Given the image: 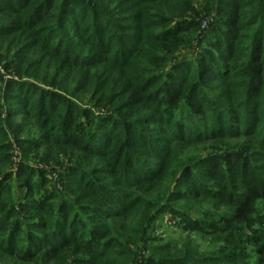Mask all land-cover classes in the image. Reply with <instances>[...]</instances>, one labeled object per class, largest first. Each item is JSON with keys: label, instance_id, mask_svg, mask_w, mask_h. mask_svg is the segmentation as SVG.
Returning <instances> with one entry per match:
<instances>
[{"label": "rangeland", "instance_id": "obj_1", "mask_svg": "<svg viewBox=\"0 0 264 264\" xmlns=\"http://www.w3.org/2000/svg\"><path fill=\"white\" fill-rule=\"evenodd\" d=\"M82 1L73 0L74 4H81L79 10L88 11L81 19H76L77 28L65 31L62 40L57 36L62 34L63 26L53 30L56 25L55 18L50 15L54 11L51 9L53 0L15 1L17 5L12 9H6V0H0V188L4 187L0 195L21 220L22 231L15 233L12 239V244L19 248L30 240L28 231L31 225L28 222L31 219H25L19 205L23 201L29 202L24 199L28 191L24 184L29 181L34 182L36 191L51 194L50 202L56 210L54 217L46 211L40 214L34 209L26 212L36 214V222L47 224L46 229H33L37 235L32 240L38 235L49 236L50 227H59L60 214L69 212L74 216L79 213L90 228L98 230L100 242L119 240L120 245L104 244L106 254L91 263V251L68 237L52 252L47 249L54 245H47L30 262L16 258L14 253L9 255L0 251V264H150L148 262L162 252L202 262L224 256L222 262L226 259L228 263L229 256L225 258V255L232 256L236 251L242 264H256L259 257L264 258L261 252L264 251V201L259 202L254 227L255 232L260 230L261 233L253 234L252 230L236 224L231 232L219 235L192 225L210 230L209 222L213 221L226 226L223 219L231 208L222 199L201 196L179 201L174 196L184 188L186 168L211 159L221 161L212 178L196 169L203 181L202 189L211 192L224 189L223 192L229 195L225 188L233 186V181L217 180V177L222 168H229L228 162H234L233 153L245 155L250 162L246 169L233 163V168L241 171L234 179L239 182L238 186L242 188L240 180L256 182L257 185L264 183V144L260 145L257 139L262 134V123L264 125V100L245 103L246 112L243 107L238 108L243 100L241 92L248 81L246 67L254 61V53H261L258 59L264 64V0H240L235 9L231 7L227 11L219 5L221 0H153L147 3L139 0H87L93 4L92 10L89 5H82ZM246 4L250 6L248 9H240L237 16H231L233 10L237 11L238 6ZM78 12L72 16L73 20L80 18ZM163 15H182V21L196 22L183 35L184 45L153 36L162 28L158 19ZM90 22L97 24L94 33L107 44V50L111 49L113 55H99L100 50L90 46L94 36L89 31ZM230 32L234 36L228 35ZM122 34L132 45L135 40L132 38L141 39L136 43H139L136 54L127 53L126 56L130 57L116 58L118 45L126 42L122 41ZM61 41L68 42L66 47L70 55L59 54L55 44ZM214 41L225 47L230 43L232 56L229 65L233 69L230 77L224 80L206 82L204 90L216 103L213 107L202 104L191 97L189 88H184L169 99L165 110L174 111L173 120L187 111V123L196 124L197 130L203 129L209 137L181 143L171 134L174 130L171 120L170 124L159 120L140 124L145 114L158 109L159 90L155 89L159 83L152 84L150 93L148 89L142 91L140 84L149 81L156 72L172 71L178 63L190 62L194 68L199 66L207 50L217 54L216 57H224L211 43ZM199 76L198 80L202 82L201 74ZM18 83L24 84L25 93L21 97L11 93ZM193 83V86L197 84L196 81ZM40 90L41 100L38 96ZM56 93L69 102L63 108L62 103L50 104L42 99L44 95ZM222 103L229 104L231 111L223 113ZM115 116L116 120H126L123 132L112 133L114 128L120 130L121 125L114 122L110 127L107 117ZM97 122H105L100 130H96ZM129 124L140 126L147 134L156 137L168 153L166 161L158 166L157 177L151 181L133 184L123 180L128 165L120 160L121 142L126 138L125 130L131 128ZM215 126L217 128L212 129ZM107 129H110L109 136L104 134ZM93 136L106 142L111 138L119 140L104 149L100 146L101 149L90 151L88 145L83 146L80 142L83 137ZM135 149L132 152L135 151L142 162L158 164L152 163L150 152ZM69 168H72L70 172ZM111 181L115 182L112 184ZM188 182L192 186L198 185L195 178L188 179ZM97 185L119 187L127 202L123 216L107 219L94 212V205H105L99 200L102 192H98ZM70 204L74 207L71 208L73 205ZM71 227L74 225L67 228L68 234ZM2 236L3 233L0 238ZM261 236V241L255 242ZM236 244L233 248L232 245ZM122 251L126 253L122 255Z\"/></svg>", "mask_w": 264, "mask_h": 264}, {"label": "trees", "instance_id": "obj_2", "mask_svg": "<svg viewBox=\"0 0 264 264\" xmlns=\"http://www.w3.org/2000/svg\"><path fill=\"white\" fill-rule=\"evenodd\" d=\"M15 1H18L19 3V1L22 2L24 0H6V2L4 3L5 8L6 9L14 8L13 6L17 5L14 4ZM139 1H141L140 3H147V2H152L153 0H139ZM237 1L240 0H234V2L233 0H221L219 2V5L224 7V10L227 11L226 9H230L231 7L235 9L234 6ZM82 2H83L82 5L87 4L91 8V10L93 9L94 6L91 2H87V0H83ZM52 3L53 4L51 5V9H53L54 11L50 15H52L55 18L54 23L56 24V25L54 24L55 27L53 30H57L58 27L63 26L62 28L64 30L62 34L58 35L57 37L58 39L64 40L65 39L64 34L66 33L65 31H70L73 30L74 28H77L78 26L75 23L76 19H81V17H83L84 13H86L88 9L79 10L80 9L79 6L81 4L76 5L74 4L73 0H53ZM41 7L42 6L38 8ZM249 7H250L249 4H246L245 6H238L237 11L233 10L231 12L232 13L231 16L235 17L238 15L239 13L238 11L240 9H248ZM77 12H78L77 16H80V18H74L73 20L72 16ZM182 17H183L182 15H178L174 17L173 16L167 17L166 15L161 16L158 19V23H160L158 25L162 28L161 30L157 31L153 36L159 39H172L176 45L179 46L184 45L186 41L183 40V35H185L186 32L191 30V28L194 25H196L195 24L196 22L193 20H191V22H188L186 20L182 21L181 20ZM240 17L241 16H239V18ZM173 22L175 23L174 26L172 28H169V25ZM90 23L92 24L89 25L91 28L89 31H92L90 33L94 35L91 38L92 42H90L91 43L90 46L95 50L97 49L98 51L100 50L99 55H105V54L107 56L113 55L111 54L112 53L111 49L107 50L109 48L107 44H104L101 41L100 36L94 33L98 28L97 24L94 25L95 24L94 22H90ZM224 24L227 26L228 22L226 21L224 22ZM100 27H103V25H100ZM222 27L225 28L224 25H222ZM87 35H89L88 32ZM228 35L232 37L234 36V33L230 32L228 33ZM121 38H123L122 41L124 40L126 42H124L123 44L121 43L122 45H118L116 51L117 53L114 56H117L116 58L118 57L122 58L121 56L122 55L126 56L127 53H129V55L133 53L131 56L136 54L138 50L137 45L139 44L136 43L139 42L141 37L138 38L135 36L134 38H132L133 40L135 39L134 44H136V48L134 50H133L134 44L132 45V42L129 39L128 40L125 39L126 38L125 34H122ZM58 43L59 45H57ZM211 43L218 48V53H220L219 55L223 54L225 56L219 58L221 56L216 57L215 55L217 54H211L210 50H207L204 52L205 57L202 59L203 62H201L202 64H199V66L194 68L192 67V64L190 62H188L185 65H183L182 63H178L177 65L174 66V68H172L173 69L172 71H163L161 73L156 72L157 74H153V76H151L149 81L140 84L142 91H146L148 89V93H150L152 90V84L159 83L157 84L156 86L157 88L155 89V91L159 90V95H158L159 101L157 104L158 109L155 112L145 114L142 118V121H140V124L143 125L157 120L161 122L165 121V123L168 122L170 124L169 120H171L173 124L172 126H174V130L171 132V134H173L174 137L177 138V140L181 143L182 142L189 143L190 141H194L195 139L202 140V139H206V137H209L204 134L203 129H201V131H198L197 130L198 126L196 124H194L193 126L192 124L187 123V121L189 120L188 116L186 118V115L188 113L187 111L181 112L182 115L180 114L178 118L176 117L173 120L171 117L174 115V111L169 109L167 112H165V110L168 108L169 99H172L173 95H177L180 92H182L184 88H189L190 90L189 93L191 94V97L198 99L199 101H201L202 104L208 103L213 107V105L216 103L213 96H211L209 92H206L204 90L205 89L204 87L207 86L206 82L208 81H212V82L219 81L221 79L224 80L230 77L231 75L230 72L231 70H233L229 65V59L232 56V52H231L230 43H228L226 47L223 46L222 44H219V42L217 41ZM55 45L56 48L58 49L59 54L65 53L67 56L70 55L69 49L67 50L66 47V45H68V42L61 41V42H57ZM128 49H131V51ZM129 55L126 57H130ZM259 55H261V53L260 54L254 53V55L252 56V59L254 61H251L250 64L247 65L245 71L248 81H247V86L241 92L243 93L242 94L243 100L240 106L238 107V108L243 107V110L245 112L248 111V108L244 106L245 103H249L254 99H258L257 101L264 100V88H263L264 64L259 62L258 59L260 58ZM101 57L102 56H100V58ZM256 59L258 61H256ZM150 60H152V58H150ZM200 74L202 77L201 78L202 82H199L198 80ZM195 81L197 82V84L193 86L192 84H194L193 82ZM23 85L24 84L21 83L15 84L12 90L13 92H11L12 95L21 97L22 96L21 94L25 93L23 92L24 89ZM198 89H201L199 93L197 92ZM41 95L42 92L40 90L38 92V96L40 100H41ZM42 99L43 101L45 100L47 102H50V104L62 103L61 104L62 108L63 106L67 105V103H69L68 100L63 99L58 93L52 95L50 94L44 95ZM259 104L260 102H257V105ZM221 106L223 108V113L226 110L231 111V106L229 104L227 105L222 103ZM66 114H69V112ZM101 119L102 121H106V119L104 118ZM116 119L117 116L111 117L110 119L109 117H107V120L109 121V123H111L110 127L114 125L113 124L114 122L116 123L119 122L121 125L119 127L120 130L117 131V129L114 128L112 133L123 132L124 127L127 125L126 120L121 118H119L118 120ZM104 123L105 122L99 124V122H97L96 130H100V128L103 127ZM129 125H131V128L129 130H125L127 135L126 138H123V142H121V146H123V148L121 150L120 160H123V162L121 163L128 165V171H127L128 173L124 176L123 180L133 184L151 181L157 177L158 175L157 173L159 171L158 166L166 161L168 157V153L166 152V149L165 151L163 150L164 146L159 142H157L156 137L147 134L145 131L142 130V128H140V126H134L133 124H129ZM217 127L218 130L221 131L219 125H217ZM217 127L215 126V128L212 129L215 130ZM229 130L231 131L232 128H230ZM109 132L110 129H107L104 132V134L106 133L107 134L106 136H109L110 135ZM261 132L262 134L257 137L260 145L264 144L263 123H262ZM212 134L213 133H211V135ZM61 135L64 136L63 133ZM117 140L119 139L111 138L108 142H106L105 140H103V138H98L97 136H93L91 138L83 137L80 143H82L83 146L88 145L89 146L88 149L92 151V150H96V148L97 149L100 148V146L104 149L108 144ZM129 147H131L132 150L138 148L144 152H150L152 156L151 158L153 159L152 163H158V164L152 165V164H147L146 162H142L141 158H139V156L136 155L135 151L132 152V150ZM232 157L234 162H228L229 168L225 170H223L222 168L220 170L221 173L219 172L217 177L218 178L217 180L233 181V186H231L230 188H225L229 190L228 192L229 195L223 192L224 189L217 192H211L210 190L202 189L203 181L201 180L200 175L196 173V169L204 172V174H206L207 177L212 178L213 174H215V171H217V169L220 167L221 161H219L218 159L216 161L215 159L214 160L211 159V160H202L197 164H195V166L186 168L185 173L183 175L184 176L183 179H185L183 181L184 188L180 189L178 194H176V196L174 197L176 198V200L179 201H184V200L186 201L187 199H199V197L201 196L211 199H218V200L222 199L225 204L230 206L231 208L230 213L227 216H225V218L223 219V222L227 223L226 226H221L213 221L209 222L210 230H207L206 228H202L196 224L192 225L196 228L197 227L200 228L205 232H211L219 235L225 234L231 232L230 230L231 228H233V225L239 224L245 228L252 230L253 234L261 233L260 230L255 232L254 227L256 226L255 221L256 219H258L259 202L264 201V183L262 185H257L256 182L252 183L250 181L246 182L240 180L241 182L240 185H242V188L241 186H238L239 182H236L234 179L241 171L235 170L233 168V163L235 166H240V168L242 167V169H246L250 164V162L248 157L240 153H233ZM71 170L72 168H69L68 172H70ZM67 176L70 177L68 174ZM194 178L195 180L198 181V185L196 186L195 185L192 186L188 182V179H194ZM114 182L115 181H111L112 184ZM34 185L35 184L34 182L32 183V181H29L27 184H24V187H26V190H28L24 199H28L29 202L23 201L22 203L19 204L21 209H23L24 211L25 219H31V221L28 222V225H31L28 231L29 232L28 240L29 239L30 240L29 242L26 241V244H24L22 248H19L16 244H12V239L14 238L15 233H19L22 231L21 220L17 217L14 208L9 206L10 203L8 202L6 204L5 198L1 197L0 195V234L3 233L2 238H0V251L4 253H9V255L14 253L13 256H15L16 258L23 260L25 262H30L33 259H35V257L39 255L47 245H54L53 248L50 247L49 249H47V251L52 252L54 251L55 248L59 246L60 242L62 244L64 243L66 238L71 237L68 239L72 240L73 242H77V241L80 242V244L83 247L91 251L93 258H91L90 261L92 263L98 257H102L106 254V250L104 251L103 249L104 244L105 246L107 245L109 246L113 243V246H117V247L118 245H120L119 240H113L112 242L109 241L107 243L100 242L101 237L99 236L100 232L98 230L96 231L94 228L93 229L90 228L89 223L86 220L82 219L79 213L74 216V214L70 215L69 212H62L60 214V222H58L59 227H57V229H53V227L52 228L50 227L49 230L51 232L49 236L46 237L45 234L38 235L36 236L35 239L32 240V237L37 235L36 234L37 232H35L33 229L34 228L46 229L47 224L45 222H38V221L36 222L35 217L37 215L36 214L29 215L26 212L34 209L36 212L38 211V213L40 214L46 211L51 217H54L56 212L55 208L50 202L51 194L40 193L36 191L35 189L36 185L35 186ZM98 185H97L98 192L99 193L104 192L103 195L102 193L100 194L99 200L104 201L105 205L103 206L94 205L93 206V208L95 209L94 212L104 215V217H106L107 219H112V218L116 219L123 216L126 213L125 208H127L126 206L127 202L123 199L124 193L121 190H119V187L116 185H114L111 188H107L105 185L103 186L101 185L98 186ZM3 188H4L3 186L0 188V194ZM199 188H201V190H199ZM73 207L74 205L71 208ZM70 225L72 226L74 225V227L73 228L71 227L70 233L68 234L66 230L68 227H70ZM77 226L82 229L80 230L81 232L79 231L78 228H76ZM256 239L257 241L255 242H260L262 236ZM236 246L237 244L232 245L233 248H235ZM122 252H123L122 255L126 253L124 251ZM261 252L264 254L263 250ZM231 255L232 256H230L229 254L225 255V258L229 256L227 259L232 261L230 262L228 260V263L226 262V259H223L225 260V262H222V258L224 256L220 257L219 259L215 258L214 260L211 261L206 260V262H202L201 260L195 261L194 259L188 256H184L182 258V257H176L172 255L170 252H162L159 256L155 255V257H153L148 263L191 264L192 262H195L196 264H242V261L238 260V251L232 253ZM256 264H264V258L259 257L256 261Z\"/></svg>", "mask_w": 264, "mask_h": 264}]
</instances>
